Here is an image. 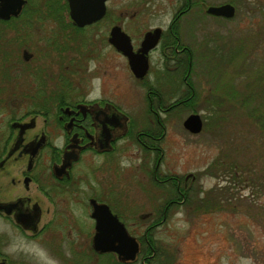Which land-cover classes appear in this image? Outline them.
<instances>
[{
    "label": "flooded vegetation",
    "instance_id": "obj_1",
    "mask_svg": "<svg viewBox=\"0 0 264 264\" xmlns=\"http://www.w3.org/2000/svg\"><path fill=\"white\" fill-rule=\"evenodd\" d=\"M19 1L0 0V10L18 9ZM23 1L19 14L0 17V264H31L22 260L21 251L20 259L5 250L13 232V244L39 251L49 243L60 264H99L103 258L108 264H170L171 254L153 235L175 206L194 199L197 179L167 175L164 170V114L196 103L191 79L196 54L184 45L181 32L199 0L175 2L167 26L139 21L151 5L119 12L107 0L104 17L82 26L73 19L69 0ZM115 27L129 36L137 55L146 35L159 31L156 44L145 53L144 76H137L129 57L114 44ZM119 58L145 87L156 75L147 84L146 103L141 102L145 115L138 119L118 102ZM90 61H95L91 71ZM96 77L101 81L100 95L87 100L96 92L92 84ZM167 86L170 91L164 90ZM184 86L187 91L177 97ZM130 151H138L142 158L136 169L120 165ZM87 158L94 160L96 180L91 185L83 164ZM111 174L119 179L109 184ZM131 190H143L146 197L131 195ZM202 193L203 198L210 197ZM92 200L108 206L140 242L136 261L124 262L116 252L94 248L97 222ZM113 230L111 234H117ZM117 245L129 248L128 243Z\"/></svg>",
    "mask_w": 264,
    "mask_h": 264
},
{
    "label": "rangeland",
    "instance_id": "obj_2",
    "mask_svg": "<svg viewBox=\"0 0 264 264\" xmlns=\"http://www.w3.org/2000/svg\"><path fill=\"white\" fill-rule=\"evenodd\" d=\"M175 2L178 0H110L108 6L115 7L120 12L151 5L146 13L143 12L139 21H146L145 24L150 26L156 24L167 26L171 19L167 14L172 12L171 8ZM226 3H233L236 8L235 16L232 18L208 15L205 11L210 5ZM194 10L193 14L187 15L188 22L183 26L181 40L184 45L193 48L196 54L191 79L198 97L196 96L194 106L181 105L164 114L167 122L164 170L167 171V175L181 178L195 175L197 180L194 184L197 192L190 203L173 208L167 222L155 231L153 238L157 244L166 246L171 254V257H168L170 264H264V193L260 191L257 193L246 186H230L228 175L224 173L227 152L236 151L233 145L242 142L230 131L234 124L238 128L244 127L246 132L255 129L250 122L242 121V114L246 108L244 96L247 88L245 90L244 88L247 81L240 82L236 75L235 81L231 84L229 78L234 72H231V67L218 61V55H225L231 51L229 45L232 39L244 41L251 47L258 44V50L253 52V58H260V61L256 69L254 64L253 67L248 66V72L251 74H248L247 79L254 80L257 73H262H256L254 70H259L264 64V0H199V6ZM149 13L151 17L146 18ZM107 23L106 27L110 26V19ZM125 26L130 28L132 25L126 23ZM32 50L34 49L31 48L30 51ZM248 62L249 59H246V65ZM116 67L118 102L131 116L138 119L145 115L143 111L145 107H141V102L146 103L147 84L156 79V75L145 80V87L134 79L126 60L122 61L119 58ZM236 67L238 66H232V70ZM227 82L229 93L233 88L238 89L239 98L236 102L240 110H236L231 103L221 100L222 95H225L222 87ZM260 85L264 90V79ZM164 90L171 89L167 86ZM186 91L187 86H184L176 96L182 97ZM201 100L204 102L199 103ZM192 113L200 114L204 120V128L198 134L190 133L184 127L185 119ZM263 144L260 141L252 151L263 152ZM137 153L138 151H130L129 158L123 161L119 158L120 165L128 164V169H136L142 162ZM87 159L83 164L86 165L87 183L91 185L96 180L94 165L91 164L94 160ZM141 175L142 173L139 174ZM118 179L117 175L114 177L111 174L106 180L112 184ZM202 191L209 193L210 197L203 198L205 196ZM130 194L146 197L143 190H131ZM88 222L90 223V220ZM86 233L90 241V229H87ZM21 246L24 249L21 256L25 262L60 264L49 243L39 251L31 245ZM16 254L20 256L18 252ZM52 258L54 260L50 262ZM99 264H108V261L103 258Z\"/></svg>",
    "mask_w": 264,
    "mask_h": 264
},
{
    "label": "trees",
    "instance_id": "obj_3",
    "mask_svg": "<svg viewBox=\"0 0 264 264\" xmlns=\"http://www.w3.org/2000/svg\"><path fill=\"white\" fill-rule=\"evenodd\" d=\"M256 34L255 32V36ZM258 46V44H254L251 47L250 45H246L244 41H234L232 39L229 45L231 51L225 55H218V61H222L221 63L225 66L231 67V72H234L231 75L232 77L230 76L229 78V82H232L231 84L235 81L236 75H238L240 82L241 80L242 82L247 81L244 88V90L247 88L244 96L246 108L242 114V121H248L255 127V129H250L246 132L244 131V127L238 128L234 124V128L230 131L236 134L237 139L240 138L242 142L241 144L236 143L233 145L236 151L227 152L228 156L226 157L228 158L225 162L226 172L224 173L228 175L230 186H246L257 193H259L258 191L264 193V150L263 152L252 151L257 143H260V141L264 143V90L261 89L260 85L264 79V64L259 70H254L256 73L262 72L261 74L257 73L254 80L247 79L248 74H251L248 72V66L253 67L254 64L256 69L259 64L260 58H253V52L258 50ZM248 53L249 58H247ZM215 56L217 55L215 54ZM246 59L250 61L247 65ZM232 66L238 67L232 70ZM222 89L225 90V95H222L221 100H224L225 103H231L236 110H240L236 102L239 98L238 89L233 88L229 93L228 82L223 85ZM194 97L192 103H195Z\"/></svg>",
    "mask_w": 264,
    "mask_h": 264
},
{
    "label": "water",
    "instance_id": "obj_4",
    "mask_svg": "<svg viewBox=\"0 0 264 264\" xmlns=\"http://www.w3.org/2000/svg\"><path fill=\"white\" fill-rule=\"evenodd\" d=\"M82 1V9L80 7ZM107 0H69L71 15L78 25H86L102 19L106 13ZM24 1L20 0L18 3V9L12 11L5 8L0 10V17L8 18L10 14H19L21 6ZM15 4V5H16ZM17 6V5H16ZM208 14L232 18L235 16L236 8L230 3L209 6L207 8ZM149 32L146 35L143 46L139 55L133 51L131 40L127 34H125L120 27H115L112 31L114 44L118 46L120 52L128 56L130 59L131 67L136 72L137 76H144L148 70V65L144 61L145 53L153 47L158 38L159 31L154 33ZM138 61L140 65H138ZM184 127L193 134H198L203 130V119L198 113L190 114L184 121ZM93 205V217L96 219V234L93 240L94 248L99 252H116L119 259L124 262H134L138 259L141 252L140 242L136 237L128 234V231L124 225L111 213L108 206L105 204H98L92 200ZM117 225V226H116ZM118 231L117 234H111L112 231ZM117 241L121 243L129 244V248L123 245H117Z\"/></svg>",
    "mask_w": 264,
    "mask_h": 264
},
{
    "label": "clouds",
    "instance_id": "obj_5",
    "mask_svg": "<svg viewBox=\"0 0 264 264\" xmlns=\"http://www.w3.org/2000/svg\"><path fill=\"white\" fill-rule=\"evenodd\" d=\"M168 18L170 19L171 18V12H169L168 14ZM90 71L92 70V68L95 67V61H90ZM163 67V65L161 64V68ZM101 83L100 81V78L99 77H96L92 80V84L93 85H96L97 86V89H96V92L93 94V93H89L88 96L86 97L87 100H92V99H95V98H98L99 95H100V92H99V84ZM93 183H95L93 181ZM82 188H86L85 185H81ZM15 238V233L13 232L11 235L8 236L7 238V247H6V251L10 252V253H17L18 251H23V247L19 244H13L12 243V240Z\"/></svg>",
    "mask_w": 264,
    "mask_h": 264
}]
</instances>
